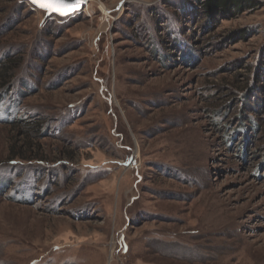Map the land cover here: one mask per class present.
I'll list each match as a JSON object with an SVG mask.
<instances>
[{
    "label": "rangeland",
    "instance_id": "rangeland-1",
    "mask_svg": "<svg viewBox=\"0 0 264 264\" xmlns=\"http://www.w3.org/2000/svg\"><path fill=\"white\" fill-rule=\"evenodd\" d=\"M252 2L209 17L204 0H88L47 18L0 0V65L20 64L0 104V264H264ZM238 115L258 125L246 149Z\"/></svg>",
    "mask_w": 264,
    "mask_h": 264
},
{
    "label": "trees",
    "instance_id": "trees-1",
    "mask_svg": "<svg viewBox=\"0 0 264 264\" xmlns=\"http://www.w3.org/2000/svg\"><path fill=\"white\" fill-rule=\"evenodd\" d=\"M250 4H253L252 0H204V3H202L203 7H204V14H206L207 16H214V15H217L219 14L218 13V10L221 9V7H224V6H228L230 9V11H232L233 13H239L241 11L242 8L244 7H251L252 6ZM226 9V8H225ZM221 10V14H224L225 16L229 15V10L227 11L226 10ZM174 45H177L176 43ZM19 63H15L14 61H11V60H8L6 62H4V64H1L0 65V104H1V100L4 96H6V94L8 93L10 87L12 86V82L14 80V73H15V70L19 67ZM263 70V75L264 76V68L262 69ZM260 75V78H258L257 76V83H260L259 80H263V78L261 77ZM259 89L260 87H257L255 86L254 89H253V86H252V89H246L244 88L243 91H244V96H243V102L244 105H245V112L247 114H256V110L257 108L254 107L253 105V102L258 98V94H259ZM237 118L239 119V121L241 122L240 123V129H237V132L240 135V138L242 139H239L242 141V147L244 149H246V146H247V142L249 140V138L254 137V135H256L258 133V125H256L254 122H249L248 119H243L244 117H241V116H237ZM247 120V121H245ZM245 122L249 123L251 126L249 127L245 125ZM26 126V125H25ZM42 126L40 125H37V126H34V127H25L27 130H26V133H32L38 137L39 133H42ZM251 128V129H250ZM31 129V130H30ZM247 129H250L251 133H253V136L250 137V133H248ZM245 130V131H244ZM237 133V134H238ZM243 149V151H244Z\"/></svg>",
    "mask_w": 264,
    "mask_h": 264
},
{
    "label": "snow or ice",
    "instance_id": "snow-or-ice-1",
    "mask_svg": "<svg viewBox=\"0 0 264 264\" xmlns=\"http://www.w3.org/2000/svg\"><path fill=\"white\" fill-rule=\"evenodd\" d=\"M31 3L46 12L51 11L59 15H64L66 14V11L79 5L80 0H75L74 4L65 3L64 0H31Z\"/></svg>",
    "mask_w": 264,
    "mask_h": 264
},
{
    "label": "water",
    "instance_id": "water-1",
    "mask_svg": "<svg viewBox=\"0 0 264 264\" xmlns=\"http://www.w3.org/2000/svg\"><path fill=\"white\" fill-rule=\"evenodd\" d=\"M26 1L29 2L35 8L42 10L40 7L32 4L31 0H26ZM64 2L65 3H69V4H74L75 0H64ZM87 2H88V0H80L79 5H76L71 10L66 11V14H64V15H59V14H57L55 12H51V11H48V12L45 11L46 12V17L49 18L50 16L54 15V16H57V17H60V18H64V17H68V16H71V15L77 14V13L82 11V9L84 8V6L86 5ZM42 11H44V10H42Z\"/></svg>",
    "mask_w": 264,
    "mask_h": 264
},
{
    "label": "bare ground",
    "instance_id": "bare-ground-1",
    "mask_svg": "<svg viewBox=\"0 0 264 264\" xmlns=\"http://www.w3.org/2000/svg\"><path fill=\"white\" fill-rule=\"evenodd\" d=\"M87 7V6H86ZM88 8H86V10H87ZM105 13V12H104ZM106 15V14H105Z\"/></svg>",
    "mask_w": 264,
    "mask_h": 264
}]
</instances>
